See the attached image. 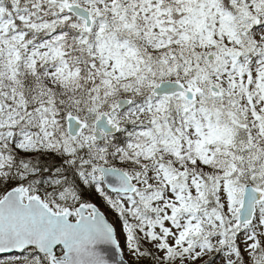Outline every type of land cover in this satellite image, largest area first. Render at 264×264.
<instances>
[{
    "label": "snow or ice",
    "instance_id": "1",
    "mask_svg": "<svg viewBox=\"0 0 264 264\" xmlns=\"http://www.w3.org/2000/svg\"><path fill=\"white\" fill-rule=\"evenodd\" d=\"M0 264H264V0H0Z\"/></svg>",
    "mask_w": 264,
    "mask_h": 264
}]
</instances>
